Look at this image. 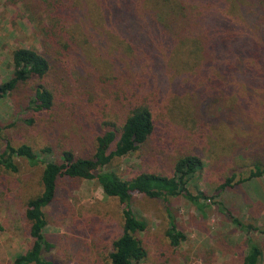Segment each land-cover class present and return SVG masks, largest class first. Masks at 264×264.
<instances>
[{"label":"rangeland","instance_id":"rangeland-1","mask_svg":"<svg viewBox=\"0 0 264 264\" xmlns=\"http://www.w3.org/2000/svg\"><path fill=\"white\" fill-rule=\"evenodd\" d=\"M68 1L81 7L77 13L70 10L62 15L56 4L63 7ZM73 13L83 23L66 21ZM70 41L87 55L98 74L96 80L87 73L88 67H76L80 68L77 59L57 53V46ZM93 45L86 39V0H0V85L13 76L12 52L36 49L51 56L53 70L44 82L56 98L52 111H31L29 103L40 83L31 80L14 96L0 99V154L9 142L32 146L48 162L61 163L67 149L94 160L96 140L104 133L100 124L104 120L120 124L129 109L116 96L122 79L116 81L107 56ZM211 59L214 65L232 60L218 51ZM196 99L197 94H152V137L142 149L114 159L103 169L127 181L145 172L173 176L177 160L188 154H197L204 162L203 170L188 185L194 196H206L201 199L207 205L203 212L184 195L165 202L134 193L133 211L148 222V229L138 235L148 257L139 264H241L248 235L233 219L257 228L250 237L264 253V176L239 183L252 169H264V103L257 104L252 97L238 104L234 114L230 101L208 112L197 107ZM29 119L35 123L30 124ZM200 127L206 128L205 134ZM48 147L51 153L42 154ZM114 148L115 144L109 151ZM17 163L18 173L0 167V264H13L30 247L26 202L42 191L45 164L30 166L23 159ZM235 175L232 184L219 191ZM123 209L117 199L104 194L97 178L63 177L57 198L45 210L46 235L53 245L47 257L55 264H112L110 254L113 242L122 234ZM169 211L186 235L178 248L167 238Z\"/></svg>","mask_w":264,"mask_h":264},{"label":"trees","instance_id":"trees-1","mask_svg":"<svg viewBox=\"0 0 264 264\" xmlns=\"http://www.w3.org/2000/svg\"><path fill=\"white\" fill-rule=\"evenodd\" d=\"M89 1L86 0V39L107 56L116 81L122 79L118 84L121 92L116 96L129 112L120 124L107 120L100 124L104 133L96 140L94 160L82 158L75 150L67 149L61 155V163L48 162L28 144H6L0 154V167L5 170L18 173L17 159L25 160L30 166L45 164L42 191L26 202L25 216L32 243L13 264H55L47 257L53 245L46 235L45 210L57 198L63 177L97 178L104 194L123 205L122 234L113 242L111 263L139 264L146 260L148 252L138 235L148 229V222L133 211L134 193L165 202L184 195L201 212L207 206L201 202V199H207L205 195L194 196L188 190L189 183L204 168V162L197 154L180 157L173 176L145 172L126 181L115 172L103 170L114 159L142 149L152 137L155 119L149 97L158 91L197 94L198 108L209 112L223 101H230L234 114L238 104L252 97L257 104L264 103V0ZM60 5L56 4V10L62 15L70 10L77 13L81 7L72 1L63 7ZM74 13L68 15L66 21L71 25L83 23ZM57 47L61 57L77 59L80 68L76 67L79 70L88 67L87 73L96 80L97 72L77 44L70 41L64 47ZM217 51L232 60L228 64L214 65L211 58ZM12 65L13 76L0 85V99L14 96L31 80H39L29 109L36 114L52 111L56 104L55 94L44 82L53 70L51 56L36 49L18 48L12 52ZM27 122L35 123L34 119ZM207 123L211 124L209 120ZM200 133L205 134L206 128L200 127ZM113 144L114 150L109 151ZM51 151L48 147L41 153L50 154ZM263 176V168L252 169L239 183ZM236 178V175L228 178L219 191L230 186ZM168 216L167 238L172 247L178 248L186 241V235L179 230L171 211ZM233 222L248 235V248L241 264H261L263 250L250 237L251 231L257 228L238 219Z\"/></svg>","mask_w":264,"mask_h":264}]
</instances>
